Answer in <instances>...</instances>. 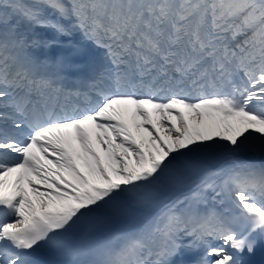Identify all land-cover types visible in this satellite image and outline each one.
<instances>
[{"label":"snow or ice","instance_id":"snow-or-ice-1","mask_svg":"<svg viewBox=\"0 0 264 264\" xmlns=\"http://www.w3.org/2000/svg\"><path fill=\"white\" fill-rule=\"evenodd\" d=\"M0 264H264V0H0Z\"/></svg>","mask_w":264,"mask_h":264}]
</instances>
